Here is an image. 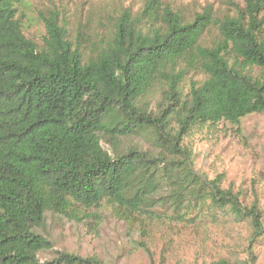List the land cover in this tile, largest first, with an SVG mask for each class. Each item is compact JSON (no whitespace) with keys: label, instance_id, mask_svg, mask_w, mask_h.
I'll return each instance as SVG.
<instances>
[{"label":"trees","instance_id":"1","mask_svg":"<svg viewBox=\"0 0 264 264\" xmlns=\"http://www.w3.org/2000/svg\"><path fill=\"white\" fill-rule=\"evenodd\" d=\"M224 1L185 12L143 0L75 29L51 13L37 44L16 18L23 0H0V264H99L39 255L47 215L100 222L102 208L146 253L156 230L247 224L243 264H256V194L248 204L223 175L199 174L184 144L264 115V0Z\"/></svg>","mask_w":264,"mask_h":264},{"label":"rangeland","instance_id":"2","mask_svg":"<svg viewBox=\"0 0 264 264\" xmlns=\"http://www.w3.org/2000/svg\"><path fill=\"white\" fill-rule=\"evenodd\" d=\"M143 0H23L16 6V18L23 34L41 44L45 37L43 19L51 13L69 24L87 26L89 18L99 14L112 16L120 8L132 12L140 9ZM185 12L200 11L206 5L226 10L224 0H165ZM242 3V0H231ZM91 29L92 25H88ZM217 141L203 137L185 139L191 149L194 170L213 179L223 175V187L242 193L246 203L256 194L264 213V115L253 114L240 121V135L235 127L224 125ZM137 142V141H134ZM146 144H145V143ZM138 140L144 148L147 142ZM104 149H107L104 146ZM101 221L83 222L47 215L41 231L51 248L40 253L39 260H51L57 253H68L81 258H95L99 264H211L225 260L243 264L250 233L247 224H218L208 230L187 229L176 234L156 230L144 240L148 252L141 247L143 239L128 231L127 226L100 209ZM264 227V220H263ZM256 264H264V241L253 249Z\"/></svg>","mask_w":264,"mask_h":264}]
</instances>
